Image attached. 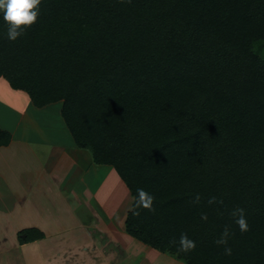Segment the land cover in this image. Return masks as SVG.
Returning <instances> with one entry per match:
<instances>
[{
    "label": "trees",
    "instance_id": "16d2710c",
    "mask_svg": "<svg viewBox=\"0 0 264 264\" xmlns=\"http://www.w3.org/2000/svg\"><path fill=\"white\" fill-rule=\"evenodd\" d=\"M39 8L15 42L0 12V76L35 106L62 100L75 145L112 166L131 197H154L153 212L128 210L125 231L185 264H264V0ZM10 138L0 128V146ZM237 207L247 232L230 215ZM226 226L230 256L215 243ZM182 233L196 243L187 254L170 243Z\"/></svg>",
    "mask_w": 264,
    "mask_h": 264
},
{
    "label": "crops",
    "instance_id": "0c3cea01",
    "mask_svg": "<svg viewBox=\"0 0 264 264\" xmlns=\"http://www.w3.org/2000/svg\"><path fill=\"white\" fill-rule=\"evenodd\" d=\"M61 106H35L0 76V128L11 134L0 146V264H185L130 236L129 208L119 212L115 203L110 214L98 212L97 165L131 195L112 166L75 145ZM29 227L43 237L20 242Z\"/></svg>",
    "mask_w": 264,
    "mask_h": 264
},
{
    "label": "clouds",
    "instance_id": "9594fccd",
    "mask_svg": "<svg viewBox=\"0 0 264 264\" xmlns=\"http://www.w3.org/2000/svg\"><path fill=\"white\" fill-rule=\"evenodd\" d=\"M125 2V0H121ZM127 3H131V0H126ZM40 3L41 0H0V12L3 13V19L7 24L6 37L9 41L15 42L19 37L24 35L25 30L37 22L40 14ZM131 204L129 211L134 216L140 215V210L144 209L149 212H153L154 197L144 189H137L136 195L131 197ZM200 202V196L197 194L193 200V203L198 204ZM208 203H217L216 198H210ZM222 203V201H219ZM234 223L238 226L241 233L249 230V225L245 216V210L243 208H235L231 214ZM201 219L207 221L208 217L206 214L201 215ZM231 235L230 229L226 226L221 233L219 239L215 241L218 246H224V254L232 255L231 247H228V239ZM171 244H178V253H189L196 247L195 241L188 238L187 234L182 233L179 240L173 239L170 241Z\"/></svg>",
    "mask_w": 264,
    "mask_h": 264
},
{
    "label": "rangeland",
    "instance_id": "374dc122",
    "mask_svg": "<svg viewBox=\"0 0 264 264\" xmlns=\"http://www.w3.org/2000/svg\"><path fill=\"white\" fill-rule=\"evenodd\" d=\"M96 167L98 168V170L96 171V175L93 172V176H92V179H96V182H97L96 183L94 181L95 185L97 186V189H96L97 190V193H96L97 200L95 199L96 200V207L95 208H97L98 212H100V213L103 212L105 214H110V211H112V209H110V208H114L113 204L116 203V205L118 206V208H117L118 211L124 212L130 206V200H131L130 197L131 196H128L126 194L125 190L121 189L120 185L116 184L115 183L116 181L112 180V178H110V177L106 178L103 176V170H102L103 168L102 167H104V166H98L97 165ZM102 199H103V201H102ZM94 203H95V201H92L93 206H94ZM4 204H6V202H1L0 207H2L1 205L4 206ZM100 207H102V208H100ZM103 219L106 220L107 218H103ZM113 219L116 221L118 219V215H115L113 217ZM128 237H129L128 239L131 238L130 236H128ZM160 254H162V253H160ZM162 255H164V254H162ZM166 256H168V255H166Z\"/></svg>",
    "mask_w": 264,
    "mask_h": 264
}]
</instances>
